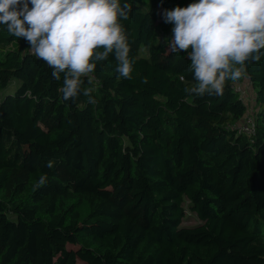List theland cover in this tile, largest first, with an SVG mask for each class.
I'll return each instance as SVG.
<instances>
[{"label":"trees","instance_id":"trees-1","mask_svg":"<svg viewBox=\"0 0 264 264\" xmlns=\"http://www.w3.org/2000/svg\"><path fill=\"white\" fill-rule=\"evenodd\" d=\"M194 2L120 0L131 78L93 60L95 104L0 25V264H264V55L223 95L186 93L162 14ZM248 112L253 134L231 125Z\"/></svg>","mask_w":264,"mask_h":264},{"label":"clouds","instance_id":"clouds-1","mask_svg":"<svg viewBox=\"0 0 264 264\" xmlns=\"http://www.w3.org/2000/svg\"><path fill=\"white\" fill-rule=\"evenodd\" d=\"M128 11L130 6L121 7L120 0H0V25L28 41L31 53L53 69V79L59 81L63 73L59 91L67 101L80 94L82 77L97 67L93 60L104 61L110 53L118 61L119 76L131 78L130 48L118 22L128 18ZM162 15L174 25L170 50L191 49L188 70L197 86L186 93L223 95L227 80L244 75L246 61L259 62L264 55V0H198ZM82 92L88 103H96L91 87ZM46 180L41 176L37 186Z\"/></svg>","mask_w":264,"mask_h":264},{"label":"built area","instance_id":"built-area-1","mask_svg":"<svg viewBox=\"0 0 264 264\" xmlns=\"http://www.w3.org/2000/svg\"><path fill=\"white\" fill-rule=\"evenodd\" d=\"M241 82H236V87L240 91H242ZM231 125L232 127L236 128L239 132H246L248 134H253L256 132L255 119L251 112L246 113L244 117H242L240 120H236Z\"/></svg>","mask_w":264,"mask_h":264},{"label":"rangeland","instance_id":"rangeland-1","mask_svg":"<svg viewBox=\"0 0 264 264\" xmlns=\"http://www.w3.org/2000/svg\"><path fill=\"white\" fill-rule=\"evenodd\" d=\"M239 82H241V81H239ZM241 88H242V91H240V92L243 95L244 99L246 100L247 105L250 108H252V105L255 101V91L252 88L251 83L247 80H243L241 82ZM187 221L192 223V222H195L196 219L194 217H192V218L187 219Z\"/></svg>","mask_w":264,"mask_h":264}]
</instances>
